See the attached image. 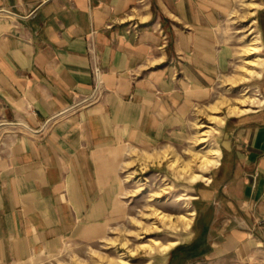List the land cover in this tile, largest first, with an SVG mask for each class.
<instances>
[{"label":"crops","instance_id":"0c3cea01","mask_svg":"<svg viewBox=\"0 0 264 264\" xmlns=\"http://www.w3.org/2000/svg\"><path fill=\"white\" fill-rule=\"evenodd\" d=\"M256 3L264 49V0ZM230 9L231 0H0V264L55 252L98 226L100 159L181 132L190 103L228 62L220 27ZM253 84L261 103L221 121L219 159L194 194L193 235L208 246L194 264L255 260L264 67ZM134 147L116 148L114 167Z\"/></svg>","mask_w":264,"mask_h":264},{"label":"rangeland","instance_id":"374dc122","mask_svg":"<svg viewBox=\"0 0 264 264\" xmlns=\"http://www.w3.org/2000/svg\"><path fill=\"white\" fill-rule=\"evenodd\" d=\"M245 1L248 4L246 8L242 7L238 0H231V9L220 27L223 42L229 49L228 62L215 85L207 92L206 96L190 103L181 120V132L173 138H163L149 145L121 144L136 146L134 147L135 151L130 150L132 153L129 151L128 154L122 156L126 160L134 159V163L129 169H125L124 166L116 168L112 164L114 163L115 149L121 145L108 149L100 159L99 201L101 210H99L100 213L98 215L100 216L98 226L92 228L90 232L86 231L70 237L55 252L36 255L27 260L10 264H107L110 258L117 260L121 255L131 260L134 264L147 262L149 264H194L192 262L193 259L204 253L208 246H206V243L204 244L203 240L197 243L193 235V226L197 216L196 213L198 212V204L194 194L198 190V185L203 180V177H199L196 181H191L190 173L182 174L178 167L171 166L169 160H163L161 161L162 163L155 161L144 166L141 150H150L153 147L170 144L183 159H189L191 156L189 147L190 149L194 148L195 151H203L209 149L210 146L216 145L215 134L217 127L221 124L222 116L225 118V116L231 114L243 113V111L239 110L231 112L230 105L224 103L212 115L205 108L207 103L213 101L221 93L231 97L232 102L236 99L240 103L241 99L245 100V106L250 107L247 111L255 109L261 103V91L253 84L254 78L258 75L256 72L246 73V77L235 85L233 83L228 84V87L233 85L229 93L225 91V87L219 86L220 77L233 72L239 63L236 50L243 44L241 36L244 33L251 32L250 36L259 37L253 21L255 11L259 6L256 2L259 3V0ZM244 14L248 15L243 17ZM259 53L264 57L263 47ZM263 67L264 59L257 69L261 70ZM243 92H245L244 96L241 95ZM214 115L220 117H215ZM198 121H202L206 125L197 128ZM197 135L205 136L207 139L205 143L198 147H193L194 139ZM192 163L193 169L208 175L216 162L206 168L201 167L200 162L197 160ZM111 165L113 166L111 167ZM128 174L131 176L129 181L126 180ZM118 180H120V185ZM178 196L181 199H177ZM116 197L118 200L120 199L116 202L124 206L119 215L113 212L114 209L112 207ZM193 209L195 211L194 217L193 214L189 215V212H192ZM160 210L171 214L172 218L168 220L160 217L158 213ZM144 213H150V215L147 216ZM184 214L188 217H193V220L191 218L192 223L191 221L189 224L184 222ZM131 217L141 219V223L131 219ZM190 224L191 226L187 228ZM257 224L259 226L254 232L258 239V246H255L253 251L255 260L253 263L247 262L243 264H264V219H259ZM101 236L104 237L102 238ZM109 238H114L116 241H111L108 244ZM125 238L127 239L126 244L122 242ZM154 240H157V243L154 244L152 249L146 247L134 251V248L141 242H154ZM161 243H165L167 246L163 247ZM197 264L230 263H216L211 259L201 257L200 263Z\"/></svg>","mask_w":264,"mask_h":264},{"label":"bare ground","instance_id":"6f19581e","mask_svg":"<svg viewBox=\"0 0 264 264\" xmlns=\"http://www.w3.org/2000/svg\"><path fill=\"white\" fill-rule=\"evenodd\" d=\"M238 1L241 3L242 7H245V8L248 7V4L246 3L245 0H238ZM234 12H235V10H234ZM247 15L248 14H244L243 17H245ZM250 35H251V32H247L241 36V40L243 41V44L240 47H238V49L236 50L237 56L239 58V63L236 65L234 71L231 72L230 74L223 75L220 79V85L219 86L225 87V91H227V93H229L233 87V85L230 87H228L227 85L230 83H233L234 85L236 83H239L243 78L246 77V73L247 74L248 73H254V72H256L258 74L261 73V70L257 69V67H258V65L261 64V61L264 59V57H262L263 55L261 56V54L259 53L260 49L263 46H262L260 37L250 36ZM244 94H245V92L241 93V95H243V96H244ZM231 99L232 98L227 96L225 93H221L213 101L207 103L205 105V108L211 114L213 112L215 113L217 110H219L222 107V105H224V103H228L230 105L231 112H234L236 110L244 112V111H247L250 109V107L245 106L246 105V104H244L245 100L241 99V103H240V101L237 100L236 98H235L236 100L234 102H232ZM207 114H208V112H207ZM214 116L220 117L218 115H214ZM223 119H224V116H222V120ZM205 125L206 124L202 121L197 122V128L204 127ZM206 139L207 138L205 136H198L197 135L194 139L195 143H194L193 147H198L199 145L205 143ZM130 150L135 151V148L134 149L131 148ZM175 151L176 150L173 149L172 145L166 144V145H163L160 147H153L150 150H147V149L141 150V157H142L144 166L149 165V163L155 162V161L161 162L163 160H169L172 167H178L182 174L190 173V180L196 181L199 177H203V179H206L207 176H206V173L193 169L194 166H193L192 162L194 160H197L198 162H200L201 167L206 168L208 165H211V164L218 161V159H219L218 154L220 153L219 147L215 146V145L210 146L209 149L203 150V151H195L194 148L190 149V147H189V151L191 152L190 158L188 157L189 159H186V158L183 159ZM133 160H131V158L128 160H125L124 164H123L124 168L129 169L134 163ZM130 177H131L130 174H128L126 180L129 181ZM177 199H181V197L178 196ZM158 213L160 214V217L167 218L168 220H170L172 218L171 214H168V213L163 212L161 210L158 211ZM144 214L147 216L150 215V213H144ZM192 214H193V212H189V215H192ZM183 217H185L184 222L186 224H189L192 217H188L186 215ZM131 219L137 221L138 223H141V219H138L136 217H131ZM109 239L107 242L108 244H110L111 241H116V239H114V238H109ZM122 242L124 244H126L127 239L126 238L123 239ZM156 243H157V240H154V242L153 241L141 242L138 246H136V248H134V251H138L139 249L146 248V247L152 249L154 244H156ZM171 243H174V242H171ZM162 246L166 247L167 245L164 243V244H162ZM107 264H134V263L131 260H129L128 258H125L124 256L121 255L117 260H113L112 258H110L108 260ZM144 264H149V262L144 263Z\"/></svg>","mask_w":264,"mask_h":264},{"label":"built area","instance_id":"2783aa9c","mask_svg":"<svg viewBox=\"0 0 264 264\" xmlns=\"http://www.w3.org/2000/svg\"><path fill=\"white\" fill-rule=\"evenodd\" d=\"M93 73H94V77H95V81H96L95 90L97 91L99 83H100V68L98 66H94ZM258 95H260V93H258ZM95 97H97L96 92L89 99H91V98L93 99Z\"/></svg>","mask_w":264,"mask_h":264}]
</instances>
